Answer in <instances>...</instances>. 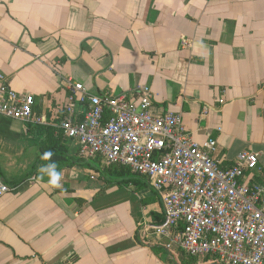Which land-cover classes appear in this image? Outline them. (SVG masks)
I'll list each match as a JSON object with an SVG mask.
<instances>
[{
    "label": "crops",
    "instance_id": "crops-1",
    "mask_svg": "<svg viewBox=\"0 0 264 264\" xmlns=\"http://www.w3.org/2000/svg\"><path fill=\"white\" fill-rule=\"evenodd\" d=\"M0 75L44 120L0 116V173L12 188L0 197V264H175L151 189L67 163L62 189L38 178L68 81L97 96L149 87L154 115L181 114L193 141H216L223 164L255 153L253 182L264 180V0H0ZM71 110L82 119L81 104ZM66 146L79 158L77 141Z\"/></svg>",
    "mask_w": 264,
    "mask_h": 264
},
{
    "label": "built area",
    "instance_id": "built-area-1",
    "mask_svg": "<svg viewBox=\"0 0 264 264\" xmlns=\"http://www.w3.org/2000/svg\"><path fill=\"white\" fill-rule=\"evenodd\" d=\"M186 39L180 47H187ZM66 117L58 128L79 143L78 157L128 170L144 180L161 206L156 232L166 249L200 263L264 264V180L253 182L257 155L241 152L231 163L217 157V143L192 140L181 114L154 115L149 87L89 95L68 81ZM84 107L78 119L72 107ZM31 95L16 93L0 75V116L43 125ZM248 173V177L247 174ZM12 191L0 173V197Z\"/></svg>",
    "mask_w": 264,
    "mask_h": 264
},
{
    "label": "trees",
    "instance_id": "trees-1",
    "mask_svg": "<svg viewBox=\"0 0 264 264\" xmlns=\"http://www.w3.org/2000/svg\"><path fill=\"white\" fill-rule=\"evenodd\" d=\"M59 123H58V125H59ZM47 131L49 134H52V136H53V133L55 134L54 139L52 138L49 140L48 143L44 142L40 146V154H39L38 158L36 159L35 165H34L35 169L40 164L49 163V161L41 159V156L46 151H52L54 153L52 160L56 161L58 163V165H62V164H66V163L67 164L81 165V166L85 167L86 169L91 170L93 172L95 178H97V179H99V180H101L107 184H115V185L134 184L135 186H139L141 188H149L148 184L144 180H142L141 178L137 177L134 174H131L128 170L121 169V170L116 171L114 176H110V175H106L104 172L100 171L97 167L93 166V164H91V162L81 160L80 158L75 159V158L68 157L66 155V150H67L66 149L67 148L66 142L68 141V139L63 137L58 126L55 129L47 128ZM112 168H114V167H112ZM35 173H37V170L33 171V174H35ZM155 197H156V195H155ZM157 200H158V198H157ZM153 218H155L154 226H158V225L162 224L163 218L160 215L157 216V220H156L155 216ZM171 256H172V260L174 261L175 264H214L210 258H205L200 263H195V261L193 259L184 258L182 255H181V257H179V254L171 253Z\"/></svg>",
    "mask_w": 264,
    "mask_h": 264
},
{
    "label": "clouds",
    "instance_id": "clouds-1",
    "mask_svg": "<svg viewBox=\"0 0 264 264\" xmlns=\"http://www.w3.org/2000/svg\"><path fill=\"white\" fill-rule=\"evenodd\" d=\"M54 153L52 151H46L42 154L41 159L49 161V163L41 165L38 168L39 179L43 180L44 175H47V184L53 189H62L63 184V171L59 169V165L56 161L52 160Z\"/></svg>",
    "mask_w": 264,
    "mask_h": 264
},
{
    "label": "rangeland",
    "instance_id": "rangeland-1",
    "mask_svg": "<svg viewBox=\"0 0 264 264\" xmlns=\"http://www.w3.org/2000/svg\"><path fill=\"white\" fill-rule=\"evenodd\" d=\"M10 121H11V120H10ZM91 164H93V166L97 167L100 171L104 172L106 175L114 176L115 173H116V171H118V170L115 169V168L105 166L102 162L100 163V161H96V162L91 163ZM25 175H26V176H29V175L31 176V175H33L32 170L27 171V172L25 173ZM92 177H93V176H92ZM130 185H131V184H130ZM130 185L123 184L122 187H124L125 189H132V188H131L132 186L130 187ZM132 185H134V184H132ZM134 186H135V185H134ZM181 255H182V254H181Z\"/></svg>",
    "mask_w": 264,
    "mask_h": 264
}]
</instances>
